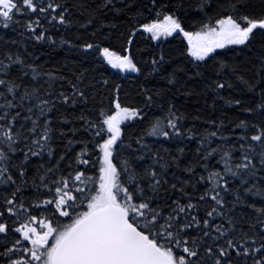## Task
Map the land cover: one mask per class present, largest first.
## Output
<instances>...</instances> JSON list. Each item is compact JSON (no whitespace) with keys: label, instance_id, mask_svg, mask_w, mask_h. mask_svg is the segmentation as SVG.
Wrapping results in <instances>:
<instances>
[{"label":"snow or ice","instance_id":"obj_1","mask_svg":"<svg viewBox=\"0 0 264 264\" xmlns=\"http://www.w3.org/2000/svg\"><path fill=\"white\" fill-rule=\"evenodd\" d=\"M0 264H264V0H0Z\"/></svg>","mask_w":264,"mask_h":264},{"label":"trees","instance_id":"obj_2","mask_svg":"<svg viewBox=\"0 0 264 264\" xmlns=\"http://www.w3.org/2000/svg\"><path fill=\"white\" fill-rule=\"evenodd\" d=\"M11 34V33H10ZM37 55L41 57V61H47L49 57L52 58L51 63L53 64H72L74 60L77 58L74 53L68 52L63 48H48L47 46L41 45L38 49ZM113 71V70H112ZM115 73V71H113ZM123 75V74H120ZM232 91V90H230ZM236 94V93H233ZM227 95V93H225ZM178 105L182 106V110H188L190 112L201 110L203 111L204 100L202 98H198L193 96L191 98H185L184 96H178L176 98ZM217 104L224 107V110L232 115L233 111H237L231 108H228L224 105L223 100H217Z\"/></svg>","mask_w":264,"mask_h":264},{"label":"rangeland","instance_id":"obj_3","mask_svg":"<svg viewBox=\"0 0 264 264\" xmlns=\"http://www.w3.org/2000/svg\"><path fill=\"white\" fill-rule=\"evenodd\" d=\"M113 71H116V70H113Z\"/></svg>","mask_w":264,"mask_h":264}]
</instances>
